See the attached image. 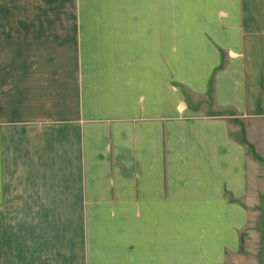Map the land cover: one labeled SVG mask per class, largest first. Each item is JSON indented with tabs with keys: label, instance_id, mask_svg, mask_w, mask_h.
Here are the masks:
<instances>
[{
	"label": "crops",
	"instance_id": "1",
	"mask_svg": "<svg viewBox=\"0 0 264 264\" xmlns=\"http://www.w3.org/2000/svg\"><path fill=\"white\" fill-rule=\"evenodd\" d=\"M263 223L264 0H0V264H227Z\"/></svg>",
	"mask_w": 264,
	"mask_h": 264
},
{
	"label": "rangeland",
	"instance_id": "2",
	"mask_svg": "<svg viewBox=\"0 0 264 264\" xmlns=\"http://www.w3.org/2000/svg\"><path fill=\"white\" fill-rule=\"evenodd\" d=\"M263 225H264V223H263ZM263 225H262V228H263ZM257 241H258V238H257ZM257 245H258V247H260V249H261V246L263 247L262 253L256 254V250L258 249V247L256 246L254 248L255 253H249L248 255H241V257L238 261L229 260V263H227V264H256L257 261H259L260 264H264L263 263V261H264V237H261V242L258 243ZM70 264H72V260L70 261Z\"/></svg>",
	"mask_w": 264,
	"mask_h": 264
}]
</instances>
